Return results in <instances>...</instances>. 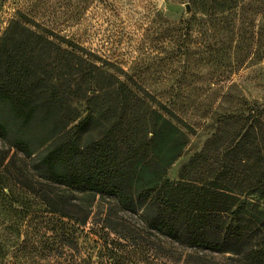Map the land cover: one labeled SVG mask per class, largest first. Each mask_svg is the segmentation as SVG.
Returning a JSON list of instances; mask_svg holds the SVG:
<instances>
[{
    "label": "trees",
    "instance_id": "obj_1",
    "mask_svg": "<svg viewBox=\"0 0 264 264\" xmlns=\"http://www.w3.org/2000/svg\"><path fill=\"white\" fill-rule=\"evenodd\" d=\"M251 1L194 0L193 19L202 13L214 35L228 28L227 49L237 54L249 40ZM17 27L12 22L0 44V139L8 148L0 149V166L10 175L18 158L29 161L32 180L17 183L74 228L87 227L100 197L104 212L92 231L105 254L97 264H264V102L246 99L216 114L210 144L172 180L190 127L165 107H149L127 76L69 43L54 54L47 39L50 76L42 79L37 55L8 52ZM23 32L28 47L35 44L36 34ZM231 122L237 129L230 135ZM198 161L203 166L191 169ZM51 240L50 257L94 264L66 255L78 245L72 234Z\"/></svg>",
    "mask_w": 264,
    "mask_h": 264
},
{
    "label": "rangeland",
    "instance_id": "obj_2",
    "mask_svg": "<svg viewBox=\"0 0 264 264\" xmlns=\"http://www.w3.org/2000/svg\"><path fill=\"white\" fill-rule=\"evenodd\" d=\"M249 5L251 10L245 12L251 17L249 35L244 34L249 40L245 50L237 54L227 49L231 46L228 28L220 27L214 35L203 25L202 13L193 19L198 10L194 0H0V44L6 30L16 22L8 52L24 59L37 55L44 65L40 71L44 80L50 76L44 75L50 71L45 66L47 39L54 42V54L58 49H70L69 43L98 66L104 64L122 78L127 76L129 83L146 96L149 107H165L180 125L191 128L189 146L169 171V178L177 180L192 156L210 144L218 126V118L212 121L216 114L236 110L246 99L264 102V0ZM24 28L36 34L30 47ZM235 43L236 38L233 46ZM207 46L215 50L220 47L221 52L210 51ZM5 53L0 52V59ZM3 77L2 67L0 79ZM235 129L233 123L227 127L230 135ZM3 148L8 149L0 139ZM14 153L11 150L9 158ZM23 160L17 159L10 175L0 166V264H65L64 254L61 258L49 256L52 237L65 231L78 244L66 255L97 264L98 257L105 254L100 250V234L92 231L104 212L100 197L94 202L87 227L74 228L73 222L49 213L17 183L32 180L29 161ZM203 164L198 161L191 169Z\"/></svg>",
    "mask_w": 264,
    "mask_h": 264
}]
</instances>
